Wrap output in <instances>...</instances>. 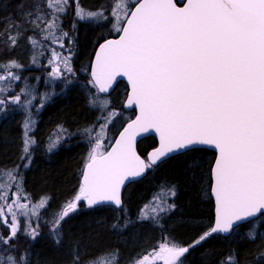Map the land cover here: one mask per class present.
Segmentation results:
<instances>
[{"label":"snow or ice","instance_id":"snow-or-ice-1","mask_svg":"<svg viewBox=\"0 0 264 264\" xmlns=\"http://www.w3.org/2000/svg\"><path fill=\"white\" fill-rule=\"evenodd\" d=\"M67 2L45 0L53 10L46 26L50 36L55 35L51 29L57 26L55 13L65 11ZM182 2L184 6L177 7L174 0H143L130 18L125 11L126 26L117 29L122 32L119 39L101 45L90 81L98 92L90 94L88 103L91 108L100 109L104 124L89 154L78 194L57 214L53 229L57 244L62 241L55 229L77 210L80 201H86L88 207L110 202L120 208L125 182L141 176L162 157L177 152L187 154L195 179L200 166L195 157L201 146L218 150L212 168L217 205L214 226L186 247L174 241L160 245L153 259L163 260L164 264H183L181 258L189 249L212 234L237 231L243 222L264 216V0ZM126 7L127 0H119L113 15ZM77 15L85 19L100 13L80 9ZM9 39L13 45L16 43L14 38ZM30 40L33 47L39 45V41ZM63 65L66 71H72L67 58ZM19 67L15 61L0 65L6 73L0 74V81L8 82L0 86V93L7 91L12 81L20 80L11 71ZM52 75H62L59 66ZM118 76H125L130 82L127 104L138 106L139 115L120 134L115 147L104 153L99 141L106 125L119 114L108 112L110 101L99 94L108 93ZM8 99L0 98V110ZM10 102L21 104V96L13 95ZM31 103V99L23 101L26 108ZM24 127L29 128L27 121ZM149 130L159 133L160 147L146 163L135 151V139ZM85 131L91 135V129ZM30 143L34 141L25 139L26 156ZM54 146L50 144L49 151ZM6 174L15 182L12 170H6ZM15 186L14 198L9 202L7 185L0 183V223L9 230L6 237L0 234V245L4 246L0 248V264H30L27 252L13 254L11 241L18 232L33 240L39 233L27 224L22 229L17 214L26 218L37 215V209L47 203V198H41L30 208L27 202H21L28 198L19 183ZM168 192L175 195L171 188ZM129 223L125 218L123 224L117 220L112 227L126 228ZM247 237L254 242L257 233L249 231ZM148 259L145 256L135 264H145ZM256 260L257 264H264V256H257ZM72 264H80L78 252L72 256ZM89 264H118V255H97ZM220 264H237L235 255L227 256Z\"/></svg>","mask_w":264,"mask_h":264},{"label":"trees","instance_id":"trees-1","mask_svg":"<svg viewBox=\"0 0 264 264\" xmlns=\"http://www.w3.org/2000/svg\"><path fill=\"white\" fill-rule=\"evenodd\" d=\"M42 1L40 8L38 0H0V65L15 61L21 66L16 68L18 81L20 86L27 85L24 94L29 93L32 100L27 108L23 99L19 105L6 101L0 110V170L16 171L27 200L38 204L41 198H47L46 206L36 215L39 235L35 240L20 235L11 241L17 250L13 254L27 252L30 264H72V256L78 252L80 264H89L97 255L116 253L118 264H135L161 244H193L214 221L210 188L215 154L207 149H201L195 157L200 165L195 179L189 167L190 157L181 153L147 169L141 180L129 184L120 208L107 204L87 207L80 201L77 210L59 222L55 231L60 233L62 242H55L57 214L78 194L95 135L104 124L100 109L91 108L88 103L90 94L98 92L90 83V64L98 44L117 32L111 28L115 16L110 1L68 0L60 31H67L71 51L68 62L76 74L54 79L49 74L54 44L45 27L48 22L32 23L33 16L41 10L52 15ZM134 3L128 6L131 8ZM88 6L97 7L104 19H81L78 10L91 12ZM9 37L16 40L14 45ZM30 38L39 41V45L33 47ZM45 66L50 70H45ZM0 74L6 73L0 69ZM126 93L127 86L121 82L106 96L110 101L107 111L119 114L106 125L105 132L111 135L106 149L124 123L134 116V111L123 110ZM26 121L28 129L24 127ZM85 129H91V135ZM25 139L34 141L29 144L27 156L23 152ZM53 143L55 146L49 151ZM156 144L155 138L147 137L138 143V151L145 158ZM170 188L174 196L168 192ZM125 218L130 221L128 227H112L117 220L123 224ZM249 231L257 233L254 242L247 237ZM0 234L8 235L2 224ZM260 237H264V216L240 225L229 236L211 235L190 248L181 260L183 264H220L234 254L237 264H257L256 257L264 256V239Z\"/></svg>","mask_w":264,"mask_h":264},{"label":"rangeland","instance_id":"rangeland-1","mask_svg":"<svg viewBox=\"0 0 264 264\" xmlns=\"http://www.w3.org/2000/svg\"><path fill=\"white\" fill-rule=\"evenodd\" d=\"M38 1H39V7L41 8L43 1L42 0H38ZM108 1H110V9L112 10V13H114V11H116L115 4L117 2H119V0H108ZM135 1L136 0H127V7H126V9L120 10V11L117 12V15H114L115 16V20H114V22L112 21L113 23L111 25L112 31H114L115 33L118 32L117 29L121 28L122 23L125 20V11L127 12V14L129 12L130 7L128 5L131 2H135ZM45 5H46V3H45ZM107 7H109V6H107ZM87 9H90L89 11H91L92 13H100V15H96V16H93V17H89L92 21H93V19L94 20H99V21L104 19L102 13L100 12L99 9H97V7L88 6ZM44 10H41L40 12H37L33 16L32 23L34 25H38V23L40 21L49 22L52 19V17H53V10L51 9L52 10V15H51V12H48V10H46V11H44ZM63 15H64V12H56L55 13V16L58 17V19L56 21L57 26L54 27L53 29H51V31L53 33H55V35L52 36V41H50V42H52L54 44V47L50 51V57L51 58H50V63H49L52 70H50L48 66H45V70L49 69L50 70V73L49 74L54 79H56V78H62L63 75H70L71 73H73L74 75L76 74L74 72V69L71 66V63L70 62H68V63L70 65L71 69H72L71 72L66 71L64 69V65H63L64 58H67V60H69L71 58L70 47L68 45V40L66 39V36L67 35L66 36L63 35L64 33H67V31H64V30H61L62 32L60 31V20H61V18H63ZM37 16H40L41 19H37ZM117 16H119V19H117ZM47 24L45 25V27L47 26ZM61 44L63 45V47H61ZM54 53L55 54H58L59 57H60V59H57L56 56L54 55ZM57 66L60 67V70H61L62 75H60V76H53L52 73L55 71V69H56ZM11 71H13L14 74H17V75L19 74V70H17L16 68H12ZM16 82L17 81H15V83ZM6 84H8L7 81L1 83L0 86L6 85ZM22 85L23 84H21V86ZM21 86H20V81H18L16 84H13L11 82V87L8 88L7 91H5L4 93H0V98L8 97L9 99L6 100V101H10V98L13 95H20L21 96V100L22 99L23 100L30 99L29 93H25L24 94V91H25L27 85H23V88H21ZM28 92H31V91H28ZM26 95H27V97H26ZM113 121L114 120H112V122ZM115 122L117 124L120 123V121H118L116 119H115ZM95 136L97 137V135H95ZM110 136L111 135H108L105 132V134L103 135L102 139L99 141L101 143V145H102L101 146V151L102 152H105L106 146L110 143V140H111V137ZM59 141L60 140H58V143H59ZM96 143H97V140L94 139V143H93L92 149L95 147V144ZM92 149H91V151H92ZM2 170H5V171L0 172V183H4V184L7 185L8 200H9V202H11V200L14 198V194L16 192V186H15L16 183H19L21 189H22V183L20 182V178L16 174V171L13 170V175L15 177V182H14L12 180V178H10L6 174V170H11V169H2ZM21 202L22 203L23 202H27L29 204V207L30 208L33 207V206H35V205H37V203H33V202L29 201V200H22ZM40 210H41V208L40 209H37V212H39ZM9 216H10V214H9ZM17 220L20 222V226H21L22 229L27 224V225H30L31 228H35L38 233L41 231L40 228H39V225L38 226L36 225V223H37V221H36V215L30 214L29 217L26 218V217L21 216L18 213L17 214ZM20 235L21 236H26L27 238H30L31 239L30 236L23 235L21 232H18L17 233V236H16V238L14 240H17L20 237ZM159 247H160V245L156 249L150 251L149 253H147L145 255V256H147L149 258L147 261H145V264H164L163 260L153 259L154 256H155V252L159 251ZM15 251H17V250L15 249ZM145 256H143V257H145ZM141 259H139V260H141Z\"/></svg>","mask_w":264,"mask_h":264},{"label":"water","instance_id":"water-1","mask_svg":"<svg viewBox=\"0 0 264 264\" xmlns=\"http://www.w3.org/2000/svg\"><path fill=\"white\" fill-rule=\"evenodd\" d=\"M142 2H143V0H139V1L136 3V5L133 7V9L131 10V12H132V11H135V8L139 5V3H142ZM174 2L177 4L176 0H174ZM183 6H184V3H182L181 5H178V4H177V7H183ZM131 12L129 13V15H128L127 18H130V14H131ZM124 26H126L125 22H124L123 27H124ZM121 35H122V32H120L116 37L108 38V39L102 41L101 43H99V45L97 46V48H96V50H95V53H94V55H93L92 61H91V66H90V76H91V78H92L91 73H92V71L95 69V59H96L97 54L99 53V49H100L101 45H103V44H104L106 41H108V40H116V39H119V37H120ZM92 79H93V78H92ZM120 82H124V83L127 85V94H126V98H125L124 103H123V109H124L125 111H128V112H129V111H135V115H134V117H133L132 119H130L129 121H127V122L123 125V127L119 130V132H118L117 135L115 136V138H114L112 144L110 145V147L108 148V150H107L106 152H104V153H107V152L111 151L112 148L115 147V142H116L117 140H119L120 134L123 133L124 129L128 126V124H130L133 120H135V118L139 115V108H138V106H135V105L128 106V104H127V100H128V98L131 96V84H130V82L128 81L127 77H125V76H118V77L116 78V80L113 82L112 88L109 89V92L106 93V94H103V93H101V94H102V95H110V94L113 92V90L115 89V87H116ZM147 137H153V138H155L157 144H156L155 147H153L152 149H150L149 152L146 154V161H145L146 163L148 162V158H149L150 154H151L153 151H155L156 149H158V148L160 147L159 133L155 132V130H149L148 132H141L140 134H138V135L136 136V139H135V151H136V153H137L142 159H144V158L141 156V154H140L139 151H138V143H139L142 139H145V138H147ZM201 149H207V150H209V151H212V152L215 154V158H214V160L218 157V150L215 149L213 146H210V145H209V146H201ZM181 153H183V152H177V153L169 154L168 157H162L160 161H158L155 165H153V167L159 165L160 163H162L163 161L167 160L168 158H170V157H172V156H175V155H178V154H181ZM213 162H214V161H213ZM212 168H213V165H212ZM212 168H211V188H210V196H211V198H212V200H213V203H214V221H213V224H212V226H214L215 219H216V214H217V213H216L217 205H216V200H215L214 192H213V190H212L213 187H214L213 176H212ZM85 170H86V165H85V168H84L83 172H84ZM146 172H147V170H146L141 176H139V177H135V178H130V180H128V181L125 182L124 186L121 188V193H120L122 204H123V196H124V192H125L126 187H127L129 184L133 183V182H136V181L141 180V179L145 176ZM81 184H82V178H81ZM85 204L87 205V202H86V201H85ZM106 204H107V205H111V206H113V207H116V206H114L113 204H111L110 202H103V203H101V204L94 205V206L106 205ZM122 204H121V206H122ZM92 207H93V206H92ZM116 208H117V207H116ZM258 217H259V216H258ZM258 217H257V218H258ZM255 219H256V218H255ZM250 221H252V220L245 221V222H243L241 225H243V224H245V223H248V222H250ZM234 227H235V226H234ZM232 232H233V231H232ZM232 232H229V233H214V234H212V235L229 236Z\"/></svg>","mask_w":264,"mask_h":264},{"label":"flooded vegetation","instance_id":"flooded-vegetation-1","mask_svg":"<svg viewBox=\"0 0 264 264\" xmlns=\"http://www.w3.org/2000/svg\"><path fill=\"white\" fill-rule=\"evenodd\" d=\"M177 2H178V3H181V2H182V0H178Z\"/></svg>","mask_w":264,"mask_h":264}]
</instances>
